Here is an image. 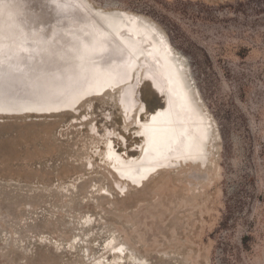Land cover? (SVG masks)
Returning <instances> with one entry per match:
<instances>
[{
  "label": "rangeland",
  "instance_id": "374dc122",
  "mask_svg": "<svg viewBox=\"0 0 264 264\" xmlns=\"http://www.w3.org/2000/svg\"><path fill=\"white\" fill-rule=\"evenodd\" d=\"M88 1L163 33L208 117L207 154L120 178L107 144L127 159L142 138L119 87L76 113L0 116V264H264V0ZM133 90L141 121L162 108L141 72Z\"/></svg>",
  "mask_w": 264,
  "mask_h": 264
},
{
  "label": "bare ground",
  "instance_id": "6f19581e",
  "mask_svg": "<svg viewBox=\"0 0 264 264\" xmlns=\"http://www.w3.org/2000/svg\"><path fill=\"white\" fill-rule=\"evenodd\" d=\"M16 2L4 0L5 5ZM18 2L21 7L0 9V60L4 69L14 66L0 77V115L76 113L83 101L121 86L117 103L124 124L134 123L142 143L139 155L127 159L107 144L104 156L120 178L139 185L170 161L206 156L208 117L191 97L186 70V78L180 71L182 58L153 22L126 11H101L85 1L66 0L70 6L62 12L52 0H41L36 12L32 1ZM21 33L28 36V50L16 56L13 50ZM137 67L144 68L154 88L167 96L165 109L146 121L139 119L144 106L138 104L130 82Z\"/></svg>",
  "mask_w": 264,
  "mask_h": 264
},
{
  "label": "snow or ice",
  "instance_id": "6c2138e0",
  "mask_svg": "<svg viewBox=\"0 0 264 264\" xmlns=\"http://www.w3.org/2000/svg\"><path fill=\"white\" fill-rule=\"evenodd\" d=\"M52 5L55 7V9L58 12H62L63 10H65L66 8H68L70 5L66 2V0H52ZM22 5L18 2L16 3H12V4H7L5 5L4 0H0V9L4 8V7H21ZM13 28H15L16 26L13 24L11 25ZM33 39L37 38V34L33 33L32 34ZM54 38V37H53ZM40 39H47V38H43L40 37ZM29 42L28 40V36L27 34H20V38L19 40L16 42L15 44V48L13 50L14 54L16 56H19V53L21 52H26L28 49L26 47L27 43ZM3 55V44H2V40H0V56ZM3 65V61L0 60V77H3L7 72H11L14 69L13 65H9L7 69H4L2 67Z\"/></svg>",
  "mask_w": 264,
  "mask_h": 264
},
{
  "label": "water",
  "instance_id": "95a60500",
  "mask_svg": "<svg viewBox=\"0 0 264 264\" xmlns=\"http://www.w3.org/2000/svg\"><path fill=\"white\" fill-rule=\"evenodd\" d=\"M30 1H32V3L30 4V7L31 8H34L32 11L33 12H36V10L37 9H41V7H42V4H41V0H30ZM78 1H82V3L84 4V1L85 2H90V1H88V0H78ZM82 4V5H83ZM90 4H91V6H94L91 2H90ZM84 5H86V4H84ZM83 5V6H84ZM85 7V6H84ZM86 8V7H85ZM100 10L101 11H103V10H105L104 8H100ZM40 12V11H39ZM128 22V21H127ZM148 44H151V41H149L148 42ZM176 57V56H175ZM133 60V59H132ZM132 60H131V62H130V64L132 63ZM184 61V60H183ZM184 63V68H181L180 69V71L183 73V75H184V70H186V74H187V76H188V78H189V75H188V72H187V65H186V63L185 62H183ZM129 64V65H130ZM139 67H137V68H135V70L133 71V73L131 74V79H133V86L134 85H136V76L141 72L142 73V76L143 77H145V74H144V68H142V69H140ZM184 77L186 78V75H184ZM131 79H130V81H131ZM189 83H190V80H189ZM150 85H151V88H152V90L154 91V93H155V95L161 100V106H162V108L163 109H165V107H166V102H167V96H166V93L164 92L163 94H160L155 88H154V86H153V83H152V81L150 80ZM190 85H191V83H190ZM132 86V87H133ZM120 88V90L122 89L121 88V86L119 87ZM133 90V89H132ZM134 91V90H133ZM189 92H190V94H191V97L192 98H195L196 96H195V92H194V89H193V87H192V85H191V87H189ZM195 100H197V102H198V99L196 98ZM0 116H5V115H0ZM6 116H10V115H6ZM210 137H211V133H210ZM210 139V138H209ZM204 158H202L201 160H203Z\"/></svg>",
  "mask_w": 264,
  "mask_h": 264
}]
</instances>
